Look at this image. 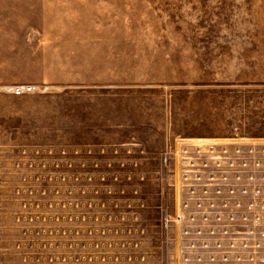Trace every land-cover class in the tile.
<instances>
[{"label": "rangeland", "instance_id": "374dc122", "mask_svg": "<svg viewBox=\"0 0 264 264\" xmlns=\"http://www.w3.org/2000/svg\"><path fill=\"white\" fill-rule=\"evenodd\" d=\"M259 142L264 0H0V264H192Z\"/></svg>", "mask_w": 264, "mask_h": 264}, {"label": "built area", "instance_id": "2783aa9c", "mask_svg": "<svg viewBox=\"0 0 264 264\" xmlns=\"http://www.w3.org/2000/svg\"><path fill=\"white\" fill-rule=\"evenodd\" d=\"M232 153V160L242 154L238 147ZM217 170L225 173L224 181H200L184 189L196 196L193 204L197 215L189 214V204L184 202L171 218L178 223L204 224L184 232L195 236L191 248L197 254L183 257L182 261L264 264V143H247V163L241 161L240 165Z\"/></svg>", "mask_w": 264, "mask_h": 264}]
</instances>
